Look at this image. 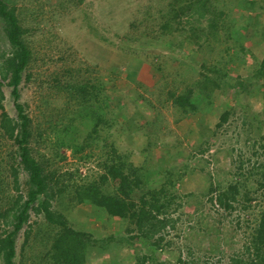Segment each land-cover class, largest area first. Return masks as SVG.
Here are the masks:
<instances>
[{"label": "rangeland", "instance_id": "rangeland-1", "mask_svg": "<svg viewBox=\"0 0 264 264\" xmlns=\"http://www.w3.org/2000/svg\"><path fill=\"white\" fill-rule=\"evenodd\" d=\"M171 1L7 0L9 6L20 8V16L28 28L26 41L33 51V60L26 71L31 72L32 77L21 82L20 101L26 104L35 128L38 125L47 131L54 130L53 133L48 132L46 138L44 134L34 136L30 146L59 171L78 167L82 176L96 175V156L104 153L110 141H116L119 151L127 154L128 161L144 166L146 173L150 174V182L158 183L157 175L161 174L156 168L160 166L167 169L175 167L184 172L183 182L177 184L182 207L174 217L179 219L175 230L168 233V238L174 241L171 248L181 250L182 258L187 261L200 258V264H227L231 255L242 249L241 245L254 228L263 206V189L258 183L261 180L259 166L264 163V85L260 84L263 82L248 84L244 89L245 98L235 94L234 89L216 95L215 103L207 106L209 113L203 116L202 123H197L200 114L180 117L171 99L167 101L168 90L176 85L180 91L200 78L196 71L189 70V66L199 71V64L203 61L207 66L227 63L226 79L234 82L245 80L264 58V39L254 33V29L264 24V0H254L256 6L248 13L254 18L250 28H240L238 18L243 12L230 8L228 0H220L218 5L223 10V17L216 31L218 38L209 37L201 48L187 37V27L181 29L176 22L178 19L170 18L168 3ZM247 1L234 0V3L245 6ZM179 2L185 3L178 0V5ZM166 19L170 23L167 33L159 32ZM184 20L185 16L179 21L183 23ZM132 22L135 24L130 25ZM230 34L232 39L228 36ZM127 47L135 51L130 52ZM67 69L78 82L98 80L94 95L100 103L103 99L107 101V118H114L112 126H100L98 135L101 141L93 147L94 156L87 161H79L78 158L87 154L90 147L82 155L72 156L64 144L83 141L93 129V118L77 117L68 132L63 131L64 121L54 124L58 114L67 109L64 107L67 92L57 88L50 77L62 75L61 81L65 82L66 78L69 79L65 73ZM10 90L9 86H3V104L5 110L15 116ZM238 98L249 102L257 114L255 121L245 119L243 106L228 100ZM118 100L127 117L125 122L118 121L116 117L120 109L114 105ZM223 103L232 106L231 114L221 127H217L219 111L225 107ZM70 107L68 111L72 113L79 105ZM155 107H159L160 115L159 121L153 124L151 117ZM49 119L52 121L48 122ZM95 137L93 135L89 140ZM147 140L152 142L150 147ZM12 144L10 140L0 139V162ZM207 144V151L200 154L199 150ZM60 146L66 155L62 160L53 155V149ZM2 163L3 166L5 161ZM1 169L9 189L0 196V201L7 206L16 193L11 187L8 171ZM20 176L24 181L25 174L21 172ZM74 180L80 181L81 178L75 177ZM231 184H239L238 193L233 207L226 209L215 201V197ZM218 186L219 190L211 191ZM22 191L25 193L26 186L22 185ZM246 193L252 198L249 203L245 199ZM30 212V237L24 242L27 225L16 236V264H39L49 244V241L46 244L44 236V218ZM65 213L72 226L78 229L96 220L84 205L74 206ZM127 225L125 219L114 217L110 220L101 216L95 226L87 228L96 237L109 234L127 236ZM142 245L139 239L133 247L111 249V246L100 253L93 249L87 253V264H127L130 256L133 263V254ZM189 249L191 255L188 254ZM174 254L170 257V252L159 251L149 264L170 259L174 262Z\"/></svg>", "mask_w": 264, "mask_h": 264}, {"label": "trees", "instance_id": "trees-1", "mask_svg": "<svg viewBox=\"0 0 264 264\" xmlns=\"http://www.w3.org/2000/svg\"><path fill=\"white\" fill-rule=\"evenodd\" d=\"M177 1L172 0L168 3L170 18L178 19L176 22L181 29L187 27L189 30L187 37L192 38L197 47L201 48V45L209 40V37L218 38L216 31L223 17V10L218 5L220 0H184L185 3H181V1L179 5ZM228 4L230 8H237L243 12L238 18L240 28H250V22H254V18L248 13L254 9L256 2L249 0L243 6L241 3H234V0H228ZM235 5L238 7H234ZM20 14L19 7L9 6L7 0H0V139H7L13 143L9 146L4 160L0 162V196L9 189L2 167L8 171L11 187L16 193L9 205L3 206L2 200L0 201V264H16L14 262L16 236L24 225L28 226L24 230V242L32 232V224L29 223L30 211L34 215L44 218L46 244L49 241L46 251L39 259V264H87V253L93 249L100 253L106 248L109 250L111 246H113L111 249H119L123 246L133 247L135 241L139 239L143 245L133 254L135 260L133 263L130 261V256L129 264H149L155 260L159 251L170 252V257L175 253V261L170 259L157 264H200V258L190 261L183 259L181 250L171 248L174 241L172 238H168L169 231L175 230L179 219L174 217V214L182 207L177 184L183 182L186 175L184 172H180L175 167L167 169L160 166L156 168L157 172L161 174L160 176L157 173L158 183L150 182L148 181L150 174L146 173L144 166L128 161L127 154H122L119 151L120 147L116 141H110L108 147L103 151L104 153L96 156L99 173L97 172L94 176L93 174L82 176L78 167L65 172L59 171L58 168L53 167V163H48L49 160L36 151L34 152L30 146L33 137H41L44 134L46 138L48 132L53 133L54 130L47 131L38 125L35 128L26 111V104L20 101L19 86L23 80L31 79V72L26 71L30 68L31 60H33V51L25 37L28 28L24 25ZM183 16H185V20L182 23L179 20ZM132 24L135 22L130 25ZM169 24V20L166 19L159 32L167 33ZM252 28L254 29L253 26ZM256 30L254 29V33L264 39V24ZM228 36L233 38L231 34ZM126 49L130 52L135 51L132 47ZM226 65L227 63L222 66L213 64L207 66L203 61L199 64V71L196 70V67L189 66V70L196 71L200 78L180 91L176 85L168 90L167 101L171 99L180 117L200 114L201 117L197 119V123H202L203 116L209 113L207 106L210 103H215L216 95L219 96L234 89L235 94L238 93L239 96L244 97V89L248 84L263 82L260 84L264 85V58L245 80L239 79L236 82L225 78ZM67 70L65 73L69 79L66 78L65 82L61 81L62 75L53 74L50 77L57 88L67 92V101L64 103V107L67 109L58 114L54 124L59 125L61 120L64 121L63 131L68 132L77 117L84 115L93 118V129L86 134L83 141L64 144L70 149L72 156L82 155V152L90 147L87 154L78 158L79 161H87L86 159L94 156L93 147H97L101 141L98 135L100 126L102 124L112 126L114 118H107V101L103 99V102L100 103L98 97L94 95L95 87H97L95 82L98 80L87 79L81 83L76 80L77 77L70 69ZM5 85L11 88L15 116H11L3 104L2 88ZM115 93L119 95L118 92ZM240 98L233 101L232 99L228 100L243 106L242 116L245 119L255 121L257 114L253 112L254 109L249 102ZM72 104L79 105V107L71 109L72 113H70L68 110ZM114 106L122 109L119 107V100ZM223 106L225 107L219 111L217 127H221L231 114L232 106L226 103ZM120 110L116 117L118 121L125 122L127 117L123 110ZM153 111L155 113L152 114L151 121L156 124L159 121V107L153 108ZM259 120L263 123L262 119ZM50 121L52 120L49 119L48 122ZM93 135L96 136L93 138L94 140L92 138L89 140V137ZM147 141V146L150 147L152 142ZM208 147L207 144L206 147L199 150V153H204ZM53 155L58 160L66 158L65 152L61 151V146L53 149ZM3 161L5 164L2 166ZM52 162L55 161L52 160ZM259 167L261 180L258 183L259 188L263 189L261 194L263 206L256 217L254 228L241 245L242 249L234 252L227 264H264V163H261ZM21 172L25 174L24 181L21 180ZM75 177L81 178V180L76 181ZM22 185L26 186L25 193L22 191ZM238 187L239 184H231L228 189L219 191L215 201L226 209L232 208ZM216 190H219V186L216 189H211L212 192ZM245 199L249 203L252 198H249L246 193ZM79 205H84L90 210L96 216V220H94L95 222L89 221L88 226L78 229L72 226L65 210ZM101 216H105L106 219L110 218V220L114 217L125 219L128 224L125 228L127 236L113 234L101 237L93 236L87 227L95 226ZM111 243L115 244L111 245ZM188 254H192L191 249L188 250ZM203 264L208 263L204 262Z\"/></svg>", "mask_w": 264, "mask_h": 264}]
</instances>
